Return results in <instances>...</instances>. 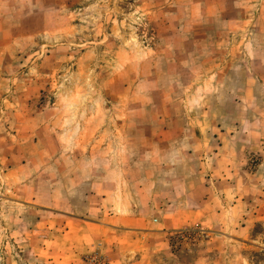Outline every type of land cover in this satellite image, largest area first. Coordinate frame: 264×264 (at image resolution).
Masks as SVG:
<instances>
[{"label": "rangeland", "instance_id": "obj_1", "mask_svg": "<svg viewBox=\"0 0 264 264\" xmlns=\"http://www.w3.org/2000/svg\"><path fill=\"white\" fill-rule=\"evenodd\" d=\"M0 264H264V0H0Z\"/></svg>", "mask_w": 264, "mask_h": 264}]
</instances>
